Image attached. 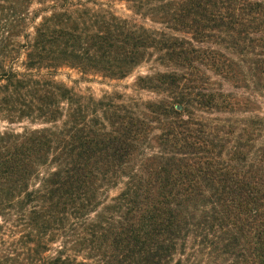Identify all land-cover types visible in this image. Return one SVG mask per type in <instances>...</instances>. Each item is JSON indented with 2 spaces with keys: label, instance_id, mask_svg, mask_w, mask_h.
Here are the masks:
<instances>
[{
  "label": "trees",
  "instance_id": "trees-1",
  "mask_svg": "<svg viewBox=\"0 0 264 264\" xmlns=\"http://www.w3.org/2000/svg\"><path fill=\"white\" fill-rule=\"evenodd\" d=\"M0 121V264H264V0H0Z\"/></svg>",
  "mask_w": 264,
  "mask_h": 264
},
{
  "label": "rangeland",
  "instance_id": "rangeland-1",
  "mask_svg": "<svg viewBox=\"0 0 264 264\" xmlns=\"http://www.w3.org/2000/svg\"><path fill=\"white\" fill-rule=\"evenodd\" d=\"M116 10L120 15H130V12L126 9V7L122 4L115 5ZM60 80L67 82L69 85H72L70 83L71 81H76L79 79V76L70 70H65L61 73ZM102 83H80L78 84V89L81 90H90L92 91L96 96L100 97L105 91H112L114 89L121 90L123 87H130L134 83V78H130L121 82H111V81H103ZM7 124L0 121V131H3L6 128Z\"/></svg>",
  "mask_w": 264,
  "mask_h": 264
}]
</instances>
